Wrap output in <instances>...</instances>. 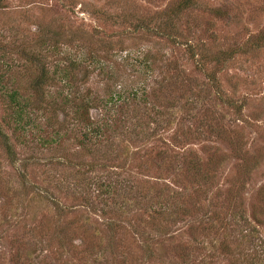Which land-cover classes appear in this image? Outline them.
<instances>
[{"label": "rangeland", "instance_id": "rangeland-1", "mask_svg": "<svg viewBox=\"0 0 264 264\" xmlns=\"http://www.w3.org/2000/svg\"><path fill=\"white\" fill-rule=\"evenodd\" d=\"M0 80V264H264V0H0Z\"/></svg>", "mask_w": 264, "mask_h": 264}, {"label": "trees", "instance_id": "trees-1", "mask_svg": "<svg viewBox=\"0 0 264 264\" xmlns=\"http://www.w3.org/2000/svg\"><path fill=\"white\" fill-rule=\"evenodd\" d=\"M24 59L27 62L35 63L38 67L40 66L43 68V66L45 65V63H43V61L41 60L39 56H35L33 54H30V56H27L26 58L24 57ZM75 63L76 62L69 60V63L67 64V66L61 69V70H64L63 71L64 76H66V73L70 71L74 67V65H76ZM54 67L57 69V65H54ZM42 68H40L41 72L39 73L38 77L31 83V90L33 91L34 96L37 98H41V95H42L41 87H42V83L44 82L43 80L44 72ZM5 97L7 100L6 109L10 110L9 114L12 116V121L17 125L19 122H21L22 120H25L26 118L25 123H27V125L31 128L35 127L33 124L34 118H30V115H29L30 114L29 112H31V106H29L24 101L22 102L18 94L15 92V90L11 92H6ZM35 107H37V105H35ZM83 109H84L83 104L78 105L77 112L78 110H83ZM104 124H101V127L97 125L92 128L85 126V129L82 133L83 137L87 139H96L103 132L102 126H104ZM18 128L19 127L16 126L15 129H18ZM45 141L46 140H42V143H44Z\"/></svg>", "mask_w": 264, "mask_h": 264}]
</instances>
